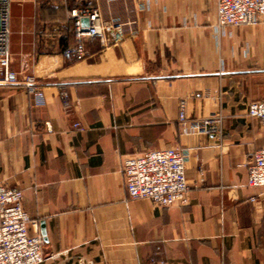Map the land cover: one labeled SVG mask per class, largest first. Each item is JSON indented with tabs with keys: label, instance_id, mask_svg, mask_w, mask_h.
Here are the masks:
<instances>
[{
	"label": "crops",
	"instance_id": "1",
	"mask_svg": "<svg viewBox=\"0 0 264 264\" xmlns=\"http://www.w3.org/2000/svg\"><path fill=\"white\" fill-rule=\"evenodd\" d=\"M72 9L119 29L66 61ZM10 26L0 182L21 190L41 264H264V188L245 166L264 146L246 113L264 100V16L218 26L216 0H15ZM181 104L189 119L219 114L218 130L182 129ZM168 147L188 150L187 203L129 198L123 159Z\"/></svg>",
	"mask_w": 264,
	"mask_h": 264
},
{
	"label": "built area",
	"instance_id": "2",
	"mask_svg": "<svg viewBox=\"0 0 264 264\" xmlns=\"http://www.w3.org/2000/svg\"><path fill=\"white\" fill-rule=\"evenodd\" d=\"M15 0H0V81L12 82L15 76L10 70L9 37L10 5ZM25 1V0H17ZM73 19V43L63 48L61 55L66 61H76L85 56L86 39H97L100 44L109 41L108 30L116 31L119 25L103 21L97 9L79 12L69 11ZM264 16V0H216V21L218 26H247L261 21ZM83 18L87 24H83ZM23 84L35 92L36 102L43 103V95L36 89L34 78L26 75ZM181 104L178 115L179 126L197 132L214 133L221 123V116L214 114L199 119H189ZM246 113L264 125V100L250 102ZM188 150L168 147L148 150L129 156L122 161L123 184L131 199H146L158 207L175 203H187V181L185 166ZM247 185L264 188V146L250 154L245 163ZM252 199V197H250ZM19 188L0 182V264H41L43 234L29 233V226L36 228L22 203ZM264 223V219H263ZM37 229V228H36Z\"/></svg>",
	"mask_w": 264,
	"mask_h": 264
},
{
	"label": "water",
	"instance_id": "3",
	"mask_svg": "<svg viewBox=\"0 0 264 264\" xmlns=\"http://www.w3.org/2000/svg\"><path fill=\"white\" fill-rule=\"evenodd\" d=\"M82 23L85 25V24H87V19L85 18V19H83L82 20ZM108 34L109 35H112V32L111 31H108Z\"/></svg>",
	"mask_w": 264,
	"mask_h": 264
}]
</instances>
